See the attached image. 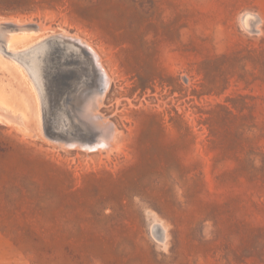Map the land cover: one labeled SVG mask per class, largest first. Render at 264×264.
I'll list each match as a JSON object with an SVG mask.
<instances>
[{"label": "rangeland", "instance_id": "rangeland-1", "mask_svg": "<svg viewBox=\"0 0 264 264\" xmlns=\"http://www.w3.org/2000/svg\"><path fill=\"white\" fill-rule=\"evenodd\" d=\"M1 22L46 33L0 62V264H264V0H0ZM64 33L112 78L98 122ZM100 123L116 146L85 148Z\"/></svg>", "mask_w": 264, "mask_h": 264}, {"label": "bare ground", "instance_id": "bare-ground-1", "mask_svg": "<svg viewBox=\"0 0 264 264\" xmlns=\"http://www.w3.org/2000/svg\"><path fill=\"white\" fill-rule=\"evenodd\" d=\"M252 16V15H251ZM250 16V17H251ZM254 16V15H253ZM248 17V16H247ZM255 18V17H254ZM253 18V19H254ZM13 19V18H12ZM251 18H249V20H250ZM15 20V19H14ZM18 20V19H17ZM16 20V21H17ZM30 21V20H29ZM253 22H254V20H253ZM33 23V22H32ZM36 23V22H35ZM30 24V23H29ZM38 24V23H37ZM42 25V24H41ZM44 25V24H43ZM48 27V26H47ZM249 27H250V25H249ZM31 28H33V29H31ZM31 28H29L28 27V25H23L22 23L21 24H19V23H16V22H1L0 23V62H2V63H5L7 66L8 65H10V64H12V65H14L15 66V68H17V69H20V64L14 59L15 58V56H13L12 58H10V56L8 57V58H6L7 57V54H10V53H12V54H15L16 55V52H19V50L21 49V48H23L24 46H19L24 40L26 41V40H29V39H33V37H35V36H39L40 35V33L43 31L42 30V27L40 26V25H35V26H33V27H31ZM52 29V28H51ZM49 32V31H48ZM43 33H46V32H44L43 31ZM65 34V36H63V40H62V43H64V42H71V43H73L74 44V46H76V48H77V50H78V52H80L81 53V55L82 56H84V58H86L88 61H89V63L91 64V67H92V69L95 71L96 70V72H95V74H96V78H97V80L96 81H98L99 82V85H98V89L97 90H94V92L92 93V94H90V96L86 99L85 97H84V99L83 100H85L86 99V106H87V110H86V115H89L90 117H92V119L95 121V122H98V120H99V116L97 115V114H99V115H101L100 113H98V107H99V105L101 104V102H103V99H104V95H105V93H106V91H107V89H108V86H109V84H110V80L112 79L111 77V79L108 77V74H106V68H104L103 67V65H101V63H100V59H99V56L97 55V53L92 49V47L86 42V41H83L80 37H76L75 35L74 36H70L69 34H67V33H64ZM67 34V35H66ZM61 36V35H60ZM49 37H51V36H49ZM49 37H48V39H49ZM52 37H53V35H52ZM41 37L39 36V37H36V40H38V42L39 41H41V40H39ZM45 39H47V38H45ZM34 40V39H33ZM50 40V39H49ZM44 41V40H43ZM38 44V43H37ZM36 46V45H35ZM37 47V46H36ZM41 47V46H40ZM45 48V47H44ZM27 49V48H26ZM34 49H36V48H34ZM46 49V48H45ZM29 50H31V49H29ZM40 50V49H39ZM42 50V49H41ZM24 51V50H23ZM22 51V52H23ZM37 51V50H36ZM76 51V50H75ZM21 52V53H22ZM59 52V51H58ZM26 53V52H25ZM37 53V52H36ZM80 53H78V54H80ZM23 54H24V52H23ZM28 54V53H27ZM31 54H33L34 56H35V50L33 51L32 50V52H31ZM39 54V53H38ZM19 55V54H18ZM29 55V54H28ZM27 55V56H28ZM41 55H42V53H41ZM80 55V56H81ZM20 56V55H19ZM32 56V55H31ZM64 56V55H63ZM73 56H75V55H73ZM26 57V56H25ZM42 57V56H41ZM69 57V56H68ZM21 59H23L24 58V56L22 57H20ZM31 58H33V57H31ZM31 58H29L30 59V62H31ZM43 58V57H42ZM17 59V58H16ZM20 59V60H21ZM35 59H36V56H35ZM44 59V58H43ZM37 60V59H36ZM35 60V61H36ZM74 60V59H73ZM79 60V59H78ZM25 61V60H24ZM23 61V62H24ZM41 61V60H40ZM71 61V60H70ZM30 62H29V64H30ZM47 62V61H46ZM22 63V62H21ZM26 63V62H25ZM33 63V62H32ZM38 62L36 61L35 62V64H37ZM54 63H55V61H54ZM57 63V62H56ZM55 63V64H56ZM71 63H73V62H71ZM23 64V63H22ZM40 64V63H39ZM58 64V63H57ZM69 64V63H68ZM88 64V63H87ZM31 65H33V66H35L34 64H31ZM41 66H42V63L40 64ZM40 65H38V67L40 66ZM44 65V64H43ZM45 65H47V63H45ZM83 65V64H82ZM82 65H81V67H82ZM89 65V64H88ZM28 66V65H27ZM49 66V65H48ZM57 66V65H56ZM59 66V65H58ZM72 66V65H71ZM25 68H27L26 67V64H25V66H24ZM29 67V66H28ZM36 67V66H35ZM88 67V66H87ZM41 68V67H40ZM76 68V67H75ZM74 68V69H75ZM29 69H31V67L29 68ZM35 69V68H34ZM39 69V68H38ZM45 69V68H44ZM66 69V68H65ZM69 69V68H68ZM88 69V68H87ZM86 69V70H87ZM25 70V69H24ZM32 70H33V67H32V69L30 70L31 72H32ZM71 70H72V68H71ZM76 70V69H75ZM85 70V71H86ZM89 70V69H88ZM36 71H37V69H36ZM42 71V70H41ZM44 71V70H43ZM28 72V71H27ZM39 72H40V70H39ZM82 72V71H81ZM87 72V71H86ZM30 73V72H29ZM66 73V72H65ZM88 73V72H87ZM28 74V73H27ZM31 74V73H30ZM33 74V73H32ZM35 74V73H34ZM36 74H37V72H36ZM41 74V73H40ZM45 74V73H44ZM72 74V73H71ZM67 75H68V73H67ZM94 75V74H93ZM92 75V76H93ZM29 76V75H28ZM30 76H32V75H30ZM36 76V75H35ZM55 76V75H54ZM33 77V76H32ZM37 77V76H36ZM38 77H39V75H38ZM36 78L37 80L39 79V78ZM42 77V76H41ZM40 77V78H41ZM48 77V76H47ZM88 77V76H87ZM30 79V78H29ZM46 79V78H45ZM44 79V80H45ZM35 80V79H34ZM40 80V79H39ZM70 80V79H69ZM82 80V79H81ZM80 80V81H81ZM90 80H92V79H90ZM32 82V81H31ZM34 82V81H33ZM33 82H32V84H33ZM38 83V81H36L35 80V83ZM40 82V81H39ZM42 82V81H41ZM51 82V81H50ZM73 82V81H72ZM45 83V82H44ZM46 83H48V82H46ZM59 83V82H58ZM74 83V82H73ZM39 84V83H38ZM42 84H43V82H42ZM50 84V83H49ZM54 85V84H53ZM66 85V84H65ZM67 85H68V83H67ZM97 85V84H96ZM36 86V85H35ZM43 86V85H42ZM51 86V85H50ZM49 86V87H50ZM93 86H95V83H94V85ZM37 87V86H36ZM40 87H41V85H40ZM53 87V86H52ZM60 87V86H59ZM75 87H76V85H75ZM73 88H74V86H73ZM35 89V88H34ZM43 89V88H42ZM48 89V88H47ZM69 89V88H68ZM92 89V88H91ZM39 90H41V89H39ZM58 90V89H57ZM56 90V91H57ZM72 90H74V89H72ZM34 91V90H33ZM35 91H37V90H35ZM44 92H45V90H43ZM55 91V92H56ZM69 91H70V89H69ZM87 91H89V90H87ZM68 92V91H67ZM84 92H86V91H84ZM37 93V92H36ZM87 93V92H86ZM44 94H46V93H44ZM52 94V93H51ZM78 94V93H77ZM88 95V94H87ZM38 96V95H37ZM46 96V95H45ZM86 96V95H85ZM51 97H52V95H51ZM50 98V97H49ZM57 98V97H56ZM60 98V97H59ZM38 99H40V98H38ZM71 99V98H70ZM69 99V100H70ZM82 100V101H83ZM41 101V100H40ZM39 101V102H40ZM63 102V101H62ZM66 102V101H65ZM64 102V103H65ZM39 104H41V103H39ZM58 104V103H57ZM81 104H82V102H81ZM44 105V104H43ZM68 105V104H67ZM48 106V105H47ZM69 106V105H68ZM60 107V106H59ZM65 107V106H64ZM80 107H81V105H80ZM41 108V107H40ZM58 108V107H57ZM66 108V107H65ZM68 108V107H67ZM75 108H78V107H75ZM44 109V108H43ZM83 109V108H82ZM75 110H77V109H75ZM41 111V110H40ZM45 111H47V110H45ZM44 111V112H45ZM56 112V111H55ZM60 113V112H59ZM41 114V113H40ZM62 114V113H61ZM56 115H59L60 116V114H57L56 113ZM75 115V114H74ZM83 115V114H82ZM81 115V116H82ZM76 116V115H75ZM79 116V115H78ZM64 117V116H63ZM67 117H69L70 118V116H67ZM77 117V116H76ZM102 117V116H101ZM40 118V117H39ZM53 118V117H52ZM55 118V117H54ZM73 118V117H72ZM86 118V117H85ZM89 118V117H88ZM105 118V117H104ZM46 119V118H45ZM65 119V118H64ZM41 120V119H40ZM47 120V119H46ZM68 120V119H67ZM85 120H87V119H85ZM100 120H103L102 118L100 119ZM79 121V120H78ZM104 121H106V119L104 120ZM108 121V120H107ZM42 122V121H41ZM44 123H45V121H43ZM47 122H48V120H47ZM50 122V121H49ZM67 122V121H66ZM103 122V121H102ZM110 122V121H109ZM43 123V124H44ZM51 123V122H50ZM62 123V122H61ZM105 123V122H104ZM42 124V123H41ZM64 124V123H63ZM70 124V123H69ZM75 124H77L76 122H75ZM97 124V123H96ZM109 124V123H108ZM112 124V123H111ZM60 125V124H59ZM65 125V124H64ZM44 126V125H43ZM54 126V125H53ZM62 126V125H61ZM97 126V125H96ZM95 126V127H96ZM45 127V126H44ZM51 127V126H50ZM50 127H49V129H50ZM89 127V126H88ZM94 127V126H93ZM60 128V127H59ZM68 128H70L69 126H68ZM92 128V127H91ZM58 129V128H57ZM90 129V128H89ZM95 129H97V128H95ZM113 129L114 128H112L111 127V125H107V124H103V123H100L99 124V126H98V130H99V133H101L102 134V136H101V139H99V137H98V139H99V141L95 144L94 143V145H88V143H87V145H85L84 147L85 148H88V149H94V148H98V146L101 144L102 145V147H111L112 145H113V142H114V145H115V138H114V135H113ZM67 130H69V129H67ZM74 130H76V129H74ZM49 131V130H48ZM59 131V130H58ZM66 131V130H65ZM115 131V130H114ZM117 131V130H116ZM71 132V131H70ZM80 132V131H79ZM63 133V132H62ZM76 133V132H75ZM98 133V136L100 135ZM118 133H120V131L118 132ZM69 135H70V133H68ZM117 133H115V135H116ZM130 134V133H129ZM64 135V134H63ZM66 135V134H65ZM80 135V133L79 134H77V136H79ZM59 136V135H58ZM67 136V135H66ZM84 136V135H83ZM65 137V136H64ZM81 137V136H80ZM118 138V137H117ZM97 139V138H96ZM51 140V139H50ZM94 140V139H93ZM118 140V139H117ZM79 141V140H78ZM88 142V141H87ZM118 142V141H117ZM58 143V142H57ZM61 142H59L58 143V145L60 144ZM68 143V142H67ZM85 143V142H84ZM84 143H83V145H84ZM90 143L92 144L93 142L92 141H90ZM66 144V143H65ZM73 144V143H72ZM72 144H70V145H72ZM79 144H81V141H80V143ZM78 144V148H80V146L81 145H79ZM86 144V143H85ZM67 145V144H66ZM66 145H64V147L66 146ZM74 145H77V144H74ZM73 145V146H74ZM120 144H118V146H119ZM61 147L63 146V142L61 143V145H60ZM116 146V145H115ZM117 146V147H118ZM63 147V148H64ZM76 147V146H75ZM116 147V148H117ZM66 148V147H65ZM71 148V147H70ZM104 148V149H105ZM81 149V148H80ZM119 149V148H118ZM85 150V149H84ZM107 150H108V148H107ZM110 150V149H109ZM113 150H115V149H113ZM112 150V151H113ZM117 150V149H116ZM115 150V151H116ZM85 151H87V150H85ZM94 151H95V149H94ZM105 151V150H104ZM119 151H121V150H119ZM106 152V151H105ZM110 152V151H109ZM108 152V153H109ZM112 153V152H111ZM107 154V153H106ZM108 156V155H107ZM165 229V228H164ZM160 231V230H159ZM165 231V230H164ZM163 233V236H164V232H162ZM161 233V234H162ZM166 234V233H165ZM158 235V234H157ZM158 237V236H157ZM165 237V236H164ZM167 237V236H166ZM162 242H164V241H162Z\"/></svg>", "mask_w": 264, "mask_h": 264}, {"label": "water", "instance_id": "water-1", "mask_svg": "<svg viewBox=\"0 0 264 264\" xmlns=\"http://www.w3.org/2000/svg\"><path fill=\"white\" fill-rule=\"evenodd\" d=\"M53 134L57 135L58 133L56 131H53Z\"/></svg>", "mask_w": 264, "mask_h": 264}]
</instances>
